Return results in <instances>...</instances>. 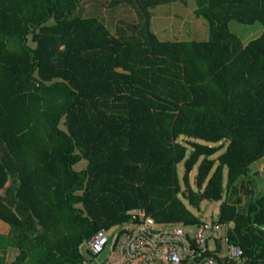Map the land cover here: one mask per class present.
Masks as SVG:
<instances>
[{
	"label": "trees",
	"instance_id": "16d2710c",
	"mask_svg": "<svg viewBox=\"0 0 264 264\" xmlns=\"http://www.w3.org/2000/svg\"><path fill=\"white\" fill-rule=\"evenodd\" d=\"M176 1L0 0V264H93L130 210L194 229L204 201L230 264H264V0H195L208 39L161 40L153 10Z\"/></svg>",
	"mask_w": 264,
	"mask_h": 264
},
{
	"label": "built area",
	"instance_id": "2783aa9c",
	"mask_svg": "<svg viewBox=\"0 0 264 264\" xmlns=\"http://www.w3.org/2000/svg\"><path fill=\"white\" fill-rule=\"evenodd\" d=\"M129 225L100 230L88 241L95 256L109 250L110 257L98 264H224L239 263L243 250L229 241L232 224L201 220L194 229L166 227L142 209L128 212ZM211 244V245H210Z\"/></svg>",
	"mask_w": 264,
	"mask_h": 264
},
{
	"label": "rangeland",
	"instance_id": "374dc122",
	"mask_svg": "<svg viewBox=\"0 0 264 264\" xmlns=\"http://www.w3.org/2000/svg\"><path fill=\"white\" fill-rule=\"evenodd\" d=\"M96 1V0H95ZM86 12L91 8V2L85 6ZM196 8L195 0H177L168 5L158 6L153 10L152 18V30L161 40H197L204 41L209 37V29L206 21L203 18H198L194 14ZM104 11L105 17H108ZM118 16H116L117 18ZM121 17V16H120ZM116 20V19H115ZM230 28L233 32L240 35L242 38H256L259 31L262 30L260 25L246 26L236 22L230 24ZM250 40V39H249ZM224 150L220 151L216 156L221 154ZM215 156V157H216ZM78 169L82 168V165L77 166ZM253 175H257L260 178V182L264 179V167L252 166ZM197 168H195L189 178L192 189L196 190L195 176ZM184 174V167L179 166V175L182 181ZM262 175V176H261ZM223 184L226 186L227 183V168L223 169ZM258 180H256L257 182ZM259 182V181H258ZM259 187L261 190V183ZM264 186V185H263ZM183 185V189H184ZM264 188V187H263ZM264 192V191H261ZM243 201H247V196L244 194ZM221 201H204L201 203L199 209H192L193 213L200 220H217L220 213ZM10 231L8 224L0 221V234L7 235ZM211 245V244H210ZM10 259L14 257V254L8 256ZM110 257L109 250H106L104 254L93 258L91 261L93 264L96 262H103L106 258Z\"/></svg>",
	"mask_w": 264,
	"mask_h": 264
},
{
	"label": "crops",
	"instance_id": "0c3cea01",
	"mask_svg": "<svg viewBox=\"0 0 264 264\" xmlns=\"http://www.w3.org/2000/svg\"><path fill=\"white\" fill-rule=\"evenodd\" d=\"M253 165H255V166H257V167H264V158L260 161V162H257V163H255V164H253ZM253 172H255V171H253V168H252V174H253ZM262 176V175H261ZM254 178H255V180H258L259 182H260V178L257 176V175H255L254 176ZM256 182V185H257V191L256 192H258V193H260L261 191H264V183L263 182H260L262 185H261V188H262V190L260 189V188H258L259 186V182ZM263 181H264V179H263ZM243 203H245V201H243Z\"/></svg>",
	"mask_w": 264,
	"mask_h": 264
}]
</instances>
